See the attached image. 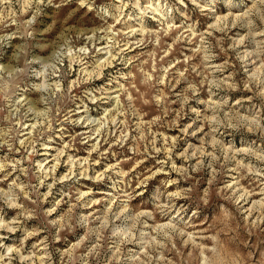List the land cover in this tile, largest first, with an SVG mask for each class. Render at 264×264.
Segmentation results:
<instances>
[{
    "label": "clouds",
    "instance_id": "9594fccd",
    "mask_svg": "<svg viewBox=\"0 0 264 264\" xmlns=\"http://www.w3.org/2000/svg\"><path fill=\"white\" fill-rule=\"evenodd\" d=\"M179 2L183 4L184 0ZM72 3L73 0H59V3L56 0H0V150L15 153L17 143L23 150L18 160L0 159V185L15 176L6 187H0V202L17 212L11 221L0 216V230L27 232L20 247L0 243V264H13L14 260L19 264H55L57 256L60 264H184L181 249L186 251L189 247L192 248L189 264H219L221 261L232 264L233 259L246 264L247 257L243 255L225 256L224 246L238 247L237 240L242 239L245 232L249 239L256 236L258 244H264V239H260L264 237V186L260 189L261 198L251 200L254 190L241 183L242 179L261 182L264 178V0H206L204 4L193 0L201 14L215 18L206 32L197 34L199 62L193 61L188 65L189 70L179 72L175 71V66H154L149 73L140 69V83L155 93L146 103L154 104L164 115H171L172 105L168 92L161 93L159 88L175 92L186 85L175 96L179 112L170 127H180L185 119L191 123L182 127L183 138L165 137L162 147L157 146L159 134L152 133L149 125H159L163 115L146 124L134 107V97L127 94V88L117 89L123 99L104 88H100V96H96L95 91L103 81L129 78L127 70L138 60L137 57L127 58L134 48L150 43L159 48L160 38L176 30L177 25L169 22L171 9L165 14L164 6L158 4L154 8L142 0H115V3L106 0L95 7V0H79L81 7L87 6L104 24L109 19L115 21L107 28L89 33L73 20L72 14L61 21L62 7ZM129 8L135 14L125 18ZM153 12L161 17L162 27L158 31L145 26L146 18ZM50 20L53 22L49 23ZM129 21L139 26L114 31L117 24L127 25ZM194 30L195 26H190L174 43L191 39ZM136 36L141 38L130 39ZM153 36L157 39H146ZM109 37L106 46L96 48L100 40ZM118 37H122L120 43H117ZM123 39L130 42L124 44ZM97 52L105 53V58L98 60ZM167 55L160 56L158 62L164 61ZM225 56L228 61L218 63ZM226 71L231 75H224ZM169 76L173 80H169ZM77 92L92 101L95 111L84 104L65 111L79 99ZM236 96H249V99L232 103ZM113 100L116 107L104 111ZM79 113H82L79 118L74 119ZM122 116L125 117L123 124ZM201 120L207 130L198 127ZM65 126L87 129L81 135L85 145L91 144L88 157L77 159L70 155L73 143L69 142L57 150L54 162L35 163L32 158L40 154L39 146L44 145L42 154L47 157L57 128L62 136ZM133 131L144 134L134 140ZM106 133L115 138L113 147L120 151L126 150L129 142L135 144L138 140L155 137L146 143L144 151L153 156L163 153L166 159L161 161V168L141 180L136 189L129 190L128 173L121 162L96 171L98 162L93 163L92 154L108 155L100 151ZM200 134H204L205 139L198 146L188 143L189 138L195 139ZM252 136L259 139V145L250 141ZM226 140L229 143L226 144ZM237 142L246 146L237 147ZM184 144H188L187 148ZM127 150L136 152L135 147ZM177 152L182 165L173 160ZM169 162L168 172H175L178 178L165 184L176 186V190L168 191L165 187L163 191L157 188L148 192L149 183L165 171L164 165ZM232 164L235 167L231 170L237 173L233 184L218 190L223 172ZM62 167L68 169L63 175L60 174ZM22 176L28 177V182L22 180ZM197 177L201 179L197 181ZM81 181L91 182L96 187L111 182L117 194L109 200H95L91 188L73 191ZM181 181L190 186L180 187ZM221 196L242 218V223L244 217L248 218L236 239H229L231 232L226 228L217 231L213 227L212 235L189 231L193 220L219 210ZM181 200L186 206L181 205L177 210V202ZM28 201L35 206L27 207ZM137 201H140L138 206ZM65 205L69 206L66 212L63 211ZM53 215L59 219L51 218ZM228 216L231 217L232 212ZM41 218L49 232L37 246L41 254H24L27 240L38 233L28 232L22 221ZM158 218L163 223L158 222ZM57 228L58 231H53ZM70 241L75 242L69 247ZM177 252L181 255L179 262L175 260ZM169 255H173V259H169ZM259 264H264V254Z\"/></svg>",
    "mask_w": 264,
    "mask_h": 264
},
{
    "label": "rangeland",
    "instance_id": "374dc122",
    "mask_svg": "<svg viewBox=\"0 0 264 264\" xmlns=\"http://www.w3.org/2000/svg\"><path fill=\"white\" fill-rule=\"evenodd\" d=\"M57 3H59V0H56ZM106 2V0H95V6L100 5L101 3ZM111 2L115 3V0H111ZM144 4L151 3L152 6L155 8L158 4L164 6L165 8V14L167 13L168 9H171V20L170 23H175L177 25V28L174 32L170 33L167 36H163L160 38V46L157 48L154 44H148L146 47L143 48H134L131 53L127 54V58L131 59L132 57H137L138 60L136 63L130 67L127 70L128 79H119L116 80H106L101 82L97 85L95 95L100 96V88H104L106 90L111 91L115 96L121 97L123 99L124 97L122 94L117 91V89L120 88H127L128 93L134 97V107L136 111L139 113L140 117H143V122L146 124H149V122L156 120L157 117H161L163 115V119L159 125H149L150 131L152 133H158V147H162L164 143V138H173V137H182V127L188 123H191L190 120H182L180 122V127H170V124L176 120V113L179 112V105L175 100V96L178 95L180 92L183 91V88L186 87V85H183L180 89L173 92L168 89H165L163 87L159 88V91L161 93L168 92V95L170 97L169 104L172 105V113L171 115H164L161 110L157 109L154 104L146 103V101H150L151 97L155 94L154 91L146 86L140 83V79L142 78L140 69L143 68L144 73H149L153 70L155 67H169V66H175V71H185L189 70L188 65L189 63H192L195 61L196 63L199 62L198 56L199 54L196 52V49L200 47V41L198 38L199 32H206L209 28V26L215 22L214 17H210L208 14H201L199 9L196 7V4H204L206 0H196V4L193 3V0H184V3L181 4L179 0H142ZM62 15L60 16L61 21L68 19L69 15L72 14L73 20L80 23V25L84 28H87L89 33L94 31L97 28H107L111 24L115 23L114 20L109 19L107 24H104L102 21H100L97 17L95 12H90L89 8L87 6L81 7L79 4V0H73V3L70 6H63L61 9ZM129 14H135L131 8L126 9L125 11V18ZM161 17L157 15L156 13H150L149 16L146 18V27L150 28L153 31H158L162 25H161ZM53 21L50 20L49 23H52ZM195 26V30L191 32L190 36L191 39H186L184 41H181L180 43H174L176 40V37L179 36L182 32H186V30L190 26ZM138 23L134 21H129L127 25H121L117 24L114 31L117 32H123L127 31L128 27H138ZM163 27H167V24H164ZM219 35V34H217ZM141 37L136 36L130 38L131 40L140 39ZM111 37L108 39H102L97 43L96 48H100L103 46H106L109 42ZM146 39L150 40H156L157 37H146ZM122 40V37L117 38V43H120ZM130 42L129 39H123L124 44H128ZM219 48V46H217ZM150 53H154V55H149ZM165 53H168V55L165 57L164 61L158 62L160 56H164ZM98 60H103L105 58V53H95ZM189 58H192L190 60ZM228 57H223L222 60L218 61V63H224L225 61H228ZM79 71V69H77ZM224 75H231V72H225ZM75 79V77H73ZM200 79V78H197ZM169 80H173L172 76H169ZM79 97L77 102L73 105H71V108L66 109L65 111H71L72 109L78 108L81 106V104L88 105L90 108L95 111L94 106L92 105V101L85 95H83L82 92L76 93ZM250 95V94H249ZM204 99H207V96H204ZM237 99H243L247 101L249 99V96H243V97H233L232 103H236ZM116 107V102L113 100L111 104H108L105 106L104 111H109L111 109H114ZM255 110V109H254ZM82 113H79L77 115H74V119H78L79 115ZM104 112L102 111L100 115L102 116ZM2 115V114H0ZM63 119V116L60 117ZM121 123L123 124L125 117H121ZM134 122H139L135 121ZM2 126V125H0ZM26 126V125H25ZM198 127H205L203 124V121L201 120ZM87 129L84 127H75V126H65V130L63 132V135L61 136L59 128H57L56 135L54 137V142L51 143L48 146V156L45 157L42 154L44 145H40V154H38L36 157L32 158L35 163H41L44 160L53 161V158L56 156L57 150L62 148L65 144H68L69 142L73 143V149L70 150L69 154L76 156L77 159H85L88 157V153L91 149V144L85 145L83 143V137L82 133L86 132ZM113 131H115L113 129ZM144 133H137L135 131L132 132V137L134 140H136L139 136H142ZM155 137L150 136L148 141L144 140H138L135 144L129 142L127 145V149H131L135 147L136 152L135 154L132 151L124 150L120 151L117 148L113 147L114 144V137H110L107 135V133L104 136L105 143L102 144L100 151L101 152H108V155L106 157H101L100 155L93 153L92 154V161L94 164H97L96 171H101L103 168L107 167L110 164H115L117 162H121V167L125 172L128 173V176L126 177V180L128 181L131 189H136L137 186L140 184V181L143 180L146 176H149L152 172L157 171L159 168H161V161H164L166 158L163 153H159L156 155H148L144 151L146 143H150L151 139ZM47 139V138H45ZM205 139L204 134L198 135L195 139H188V143L193 144L195 146H198L201 141ZM230 139V138H229ZM250 141H254L257 145L260 144V141L257 137L252 136L250 137ZM225 143H229V140H226ZM188 144H184L183 147L187 148ZM237 147H244L246 145H243L239 142L236 143ZM17 151L15 153L9 154L7 150H0V159H3L7 157L9 160H18L21 158V155L23 154V150L19 147V144L16 145ZM109 149L111 151L109 152ZM150 151V149H149ZM173 160L177 165H182L183 161L179 159V152L175 154L173 157ZM139 161H143V163H138ZM64 163H67V157L64 159ZM171 167V162L164 165L165 171L160 172L157 176V178L154 181H151L148 186V192H153L157 188H159L161 191L165 189V187H168L165 182L170 179H177V174L175 172H168V169ZM235 165L232 164L228 169H226L223 172V178L222 182L217 184V189H223L226 185L233 184L234 179L237 176V173L232 171L231 169L234 168ZM68 169L62 167L60 174L63 175ZM15 179V176H12L5 184L0 185V187H6L8 183H11L12 180ZM22 180L25 182H28V177H21ZM201 178L197 177L196 180L199 181ZM32 182L34 183L35 180L33 179ZM50 182V181H49ZM195 182V181H193ZM241 183L244 185V187L249 188V190H254V195L252 196L251 200H259L261 197L259 195L260 189L262 186H264V178H262L261 182H257L254 179L247 178L242 179ZM204 185L207 186V178L204 179ZM190 185L181 181L180 187H189ZM93 189L95 192V196L93 199L98 201H105L109 200V198H114L117 194L115 192V189L113 187V184L109 182L105 186L96 187L91 184V182H85L81 181L80 184L75 185L73 188V191L79 190V191H87L88 189ZM46 190V189H42ZM143 190V189H141ZM176 186H170L168 187V191H175ZM202 192V189H201ZM67 199V197H64ZM147 196H145V200H147ZM59 199V197H58ZM219 210L214 212L213 214H205L201 218L193 220L192 224L189 228V231H195V232H201L206 233L207 235H212L213 232L210 231L213 227L217 231H219L222 228H226L228 231L231 232V236L229 239L235 240L238 234L240 233L241 229L243 228V225L248 222V218H242L237 216L234 211L231 209V207L228 205L227 201L223 199L221 196L219 198ZM140 201H137V206L139 205ZM181 205L186 206V202L181 200L177 202V210H179V207ZM27 207H34L32 201H28L26 204ZM51 205H48L50 207ZM251 206V201H249L248 207ZM68 205H65L64 212L68 210ZM90 207H92L90 205ZM92 210H95L93 208ZM45 211H47V207H45ZM232 212V216L229 217L228 213ZM61 215H63V212H61ZM0 216H3L5 221H11L13 218L17 216V212L12 209H8L6 205H4L2 202H0ZM51 218L53 219H59L58 216L53 215ZM253 219L255 218V214H253ZM158 222L163 223V221ZM24 227L27 228L28 232L35 231L38 233V235L34 237H30L25 245L24 248V254H28L29 252H36L37 255L41 254L40 249L37 247L41 244V241H43L48 235V228L46 225V222L43 221L41 218L37 221H22ZM53 231H58L57 229H53ZM227 234V233H226ZM27 235V232L23 231L22 229H18L15 233H10L7 231L0 230V237L3 239L0 240V243H3L6 247H20L21 241L24 239V236ZM260 239H264V237H261ZM75 241H70L69 247L71 243H74ZM238 247H234L231 244L224 246V253L227 257H239L241 255L247 257L246 264H259L261 255L264 254V244H258V238L256 236H252L250 239L248 237V234L245 232L243 233V238L237 240ZM257 249L259 251L257 252ZM64 249L61 248V251ZM183 252V259L184 264H189L188 257L192 254V248L189 247L186 251L181 249ZM255 257V259H253ZM169 259H173V255H169ZM175 260L179 262L181 260V255L179 252L175 253ZM13 264H19L18 260H14ZM55 264H60L59 256L55 258ZM219 264H223V261L219 262ZM232 264H242L241 261L233 259Z\"/></svg>",
    "mask_w": 264,
    "mask_h": 264
}]
</instances>
